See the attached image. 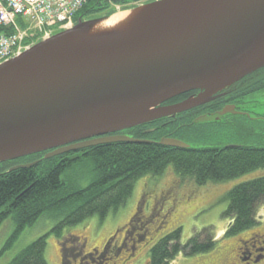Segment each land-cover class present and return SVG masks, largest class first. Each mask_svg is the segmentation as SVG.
Here are the masks:
<instances>
[{"label":"water","instance_id":"95a60500","mask_svg":"<svg viewBox=\"0 0 264 264\" xmlns=\"http://www.w3.org/2000/svg\"><path fill=\"white\" fill-rule=\"evenodd\" d=\"M124 11L136 13L124 30L90 36ZM263 69L264 0H159L79 20L0 65V162L116 142L189 148L119 133L210 104Z\"/></svg>","mask_w":264,"mask_h":264},{"label":"trees","instance_id":"16d2710c","mask_svg":"<svg viewBox=\"0 0 264 264\" xmlns=\"http://www.w3.org/2000/svg\"><path fill=\"white\" fill-rule=\"evenodd\" d=\"M111 12L104 0H90L75 19ZM4 31L0 28V32ZM222 100L224 98L214 103ZM154 125L158 122L130 129L129 133L134 138L156 141L172 137L162 132L164 127L155 130L159 131V137L148 135L146 130ZM27 159L42 161L32 168L0 174V225L9 218L15 225L4 250L13 248L24 230L42 216L57 221L51 233L60 239L66 228L95 216L104 221L111 213L126 206L138 179L162 176L171 165L176 174L193 179L199 186L231 181L264 169V148L245 145L221 149L175 148L157 143L116 142L71 151L51 159H44V153ZM226 197L228 208L224 216L231 221L225 237L254 228L257 209L264 202V176L235 186ZM202 232L194 233L187 242H182L181 228L163 236L150 249V264H171L181 253L194 256L210 252L217 242L203 241ZM47 237L32 243L10 264H48L45 257Z\"/></svg>","mask_w":264,"mask_h":264},{"label":"rangeland","instance_id":"374dc122","mask_svg":"<svg viewBox=\"0 0 264 264\" xmlns=\"http://www.w3.org/2000/svg\"><path fill=\"white\" fill-rule=\"evenodd\" d=\"M114 7V4L109 5L111 11L115 9ZM41 38L30 41H38ZM253 79L238 84L233 93L235 97L227 106L212 109L208 113L192 111L175 119H165L158 122V125L148 128L146 132L152 131L148 135L159 137V131L155 130L164 127L162 132L165 131L167 135H172L171 138L182 140L194 148L221 149L245 145L263 149L264 72L255 75ZM230 106L235 107L234 111L223 114L225 108ZM162 123L163 126H160ZM30 161L27 158H20L0 162V174L8 171L13 164H25ZM263 176L264 169H259L231 181L217 184L210 182L199 186L193 179L176 174L171 165L162 176H144L138 179L126 206L117 213H111L104 221L95 216L81 224L66 228L60 239L55 233H51L57 221L42 216L35 224L24 230L13 248L9 250H4L5 244L13 234L15 225L11 218L6 219L0 225V264H10L22 251L46 235L48 237L45 257L48 264H64L66 252L63 240L67 238L73 243V247L84 245L85 255L101 248L105 241L108 242L114 237L123 243L126 239V226L133 218V221L136 220L138 215L134 216L140 210L142 212L138 222L140 226H144L141 229L147 232V238L139 245L136 254H129L128 250H124L120 258H117L116 264H150V249L163 236L178 228L182 229V242H187L194 233L203 230L201 234L203 241L217 243L210 252L204 254L185 256L181 253L171 264H241L238 259V248L242 241H246L256 230L264 228V202L260 203L257 209L256 220H260L262 224L260 227H254L237 236L225 237L231 221L224 216L228 208L226 196L235 186ZM83 185L86 186L87 183L84 182ZM138 233L143 232L137 230L135 234ZM85 263L86 261L83 262ZM257 264H264V259Z\"/></svg>","mask_w":264,"mask_h":264},{"label":"built area","instance_id":"2783aa9c","mask_svg":"<svg viewBox=\"0 0 264 264\" xmlns=\"http://www.w3.org/2000/svg\"><path fill=\"white\" fill-rule=\"evenodd\" d=\"M90 0H0V63L28 49L29 30L37 29L44 38L55 27L70 28L81 8ZM29 23L24 29L20 21Z\"/></svg>","mask_w":264,"mask_h":264},{"label":"flooded vegetation","instance_id":"af4514ba","mask_svg":"<svg viewBox=\"0 0 264 264\" xmlns=\"http://www.w3.org/2000/svg\"><path fill=\"white\" fill-rule=\"evenodd\" d=\"M117 1V0H116ZM121 3L126 2L129 3L132 6L137 5H143V4H149L155 1L159 0H118ZM250 79H246L245 81H242L241 83H245ZM234 88V87H233ZM232 88V89H233ZM231 88L223 91V95L220 98H224L222 101H218L214 104H208L205 106H202L200 108H197L193 110L194 112H210L212 109L218 108L219 106H227L230 102V100L234 99L235 95H233ZM198 94L197 92H192L186 95H183L180 97V99L176 102L171 101L170 104H174L180 101H183L187 97H192ZM217 101V100H216ZM188 114V113H187ZM186 115V114H185ZM120 134L125 135H131L129 131L120 132ZM148 134V133H147ZM132 136V135H131ZM141 210L138 211V213L134 216L138 217L136 220L132 221L126 226V239L122 243V241H117L116 238L110 239L108 242L105 241L104 245L92 253H89L85 255L84 248L85 246L82 245V247H73L70 243L69 238L63 240V247H65V258L63 260L64 264H83L84 261H86L85 264H116L117 258L122 255L124 250H128L129 254H136L139 245L147 238V232L144 231V226L139 225V218L141 217ZM142 225V224H141ZM259 225H262L260 221H257V224L255 227H260ZM137 230L142 231L143 233L135 234ZM80 239V238H79ZM238 259L240 260L241 264H257L261 260L264 259V228L263 230H256L251 234V236L246 240L242 241L241 245L238 248Z\"/></svg>","mask_w":264,"mask_h":264},{"label":"bare ground","instance_id":"6f19581e","mask_svg":"<svg viewBox=\"0 0 264 264\" xmlns=\"http://www.w3.org/2000/svg\"><path fill=\"white\" fill-rule=\"evenodd\" d=\"M136 13L134 11H124L113 15L109 19H105L96 24L90 31V36L99 33L112 32L116 30H124L130 23L134 21Z\"/></svg>","mask_w":264,"mask_h":264}]
</instances>
